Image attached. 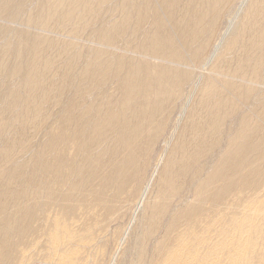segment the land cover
I'll return each instance as SVG.
<instances>
[{
	"label": "bare ground",
	"instance_id": "obj_1",
	"mask_svg": "<svg viewBox=\"0 0 264 264\" xmlns=\"http://www.w3.org/2000/svg\"><path fill=\"white\" fill-rule=\"evenodd\" d=\"M263 86L264 0H0V264H264Z\"/></svg>",
	"mask_w": 264,
	"mask_h": 264
},
{
	"label": "rangeland",
	"instance_id": "obj_2",
	"mask_svg": "<svg viewBox=\"0 0 264 264\" xmlns=\"http://www.w3.org/2000/svg\"><path fill=\"white\" fill-rule=\"evenodd\" d=\"M262 89H264V86L262 87ZM263 92H264V90H262ZM179 118H180V115L177 117V120H179ZM173 131L171 130V129H169L168 131H164V133H163V135L160 137V138H162L163 136H165V135H167V134H171ZM162 145V146H161ZM165 145H166V141H164V140H162V139H160L159 140V142H158V144H157V151H160L162 148H164L165 147ZM161 146V147H160ZM164 146V147H163ZM135 204V205H134ZM134 204H129V205H127V206H129V211L127 212V210L125 209V210H123V212H120L118 215H119V217H118V215H117V218H115V220H114V222H115V225L117 224V225H123V224H126L127 222H129V220H131L132 219V215L133 214H135V212L137 211V209H138V203H134ZM132 205V206H131ZM134 205V206H133ZM131 210V211H130ZM126 213V214H125ZM128 213V214H127ZM127 215V216H126ZM125 216V217H124ZM123 217V218H122ZM128 217V218H127ZM123 219V220H122ZM126 219V220H125ZM113 222V223H114ZM48 262L50 261V260H47ZM80 261H82L81 263H79V262H77L76 264H84L83 262H85V264H86V262H87V264H88V262H89V260L88 259H81ZM49 264V263H47L46 262V260H45V262H43L42 260H41V263L40 262H38V263H36V264ZM55 263H57V264H60L61 262H57V261H55ZM92 264V262L90 261L89 262V264ZM50 264H54V262H52V263H50ZM62 264H63V262H62ZM64 264H67V263H64Z\"/></svg>",
	"mask_w": 264,
	"mask_h": 264
}]
</instances>
